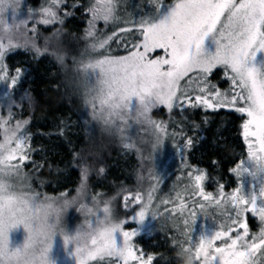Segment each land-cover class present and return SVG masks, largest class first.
Returning a JSON list of instances; mask_svg holds the SVG:
<instances>
[{
    "label": "snow or ice",
    "instance_id": "snow-or-ice-1",
    "mask_svg": "<svg viewBox=\"0 0 264 264\" xmlns=\"http://www.w3.org/2000/svg\"><path fill=\"white\" fill-rule=\"evenodd\" d=\"M122 2L87 0L86 4L65 8L67 0H45L37 12L23 0L19 8L26 15L22 19L14 16L10 24L0 19V83L8 89L0 100L6 106V113L0 114V264H53L50 252L57 235L65 246L72 245L75 264H154L156 259L136 248L133 237L137 230H126L127 218L116 215L113 203L119 193L112 198L88 194L93 166L83 157L77 158L81 181L75 196L41 194L32 185L33 173L44 165L33 159L35 148L27 131L30 121L22 118L23 105L31 99L27 95L30 90L20 98L21 118L17 119L13 115L17 107L14 92L24 71L20 67L10 70L7 58L21 47L37 58L48 54L50 41L45 38L43 48L38 44L36 25L62 26L77 8L84 9L87 26L82 37L85 46L72 61L75 87L91 119L118 135L125 148L133 147L125 133L135 124L145 129L148 138L142 143L153 155L166 139L175 140L179 135L183 158L193 139L183 129L169 133L174 110L183 115L185 109H224L246 117L239 128L247 159H240L230 169L239 179V187L226 192L221 183L215 193L206 191V171L186 164L188 183L176 192L175 201L157 195L156 185L150 183L134 193L120 190L128 193L119 197L123 211L134 205L138 211L132 219L142 223L149 215L156 218L163 206L175 232L173 248L190 251L195 264H264V0H150L151 11L138 19L130 13L121 15ZM5 3L10 5V0ZM29 32L36 35L29 36ZM62 35V28H56L51 39ZM18 36L24 37L23 46ZM206 40L215 46L214 52L205 49ZM113 45L123 49V54L113 51ZM53 55L61 67L66 64L65 53L54 50ZM217 70L228 82V89L222 90L213 82ZM159 108L169 113L168 123L153 119L152 113ZM192 127L198 129L196 122ZM105 171L104 167L97 169L98 174ZM245 176L253 178L248 191L242 182ZM17 182L24 184L23 193H17ZM173 203L176 207L169 210L167 205ZM70 209L84 216L71 234L63 223L59 229L55 227L63 211ZM198 212L206 217L218 215L220 223L211 237L201 235L193 242ZM113 213L116 222L100 227V218ZM249 216L257 219L258 231L252 232ZM41 218L51 229L44 235L34 230ZM19 225L27 237L22 247L10 249L9 230ZM117 233L122 237L119 246Z\"/></svg>",
    "mask_w": 264,
    "mask_h": 264
},
{
    "label": "trees",
    "instance_id": "trees-1",
    "mask_svg": "<svg viewBox=\"0 0 264 264\" xmlns=\"http://www.w3.org/2000/svg\"><path fill=\"white\" fill-rule=\"evenodd\" d=\"M135 1L142 2V0ZM81 2L82 0H79L76 3L80 4ZM0 14L2 15L0 19L6 20L8 23L9 16L6 15V12H0ZM71 17V21L68 18L62 26L58 25L63 31L62 39L66 42L70 41L68 37L78 38L82 36L80 33L82 27L77 29L79 30L78 34L73 33L76 30H71L75 23L81 24L79 19L82 17L77 15V10ZM67 20L73 24L71 28H69ZM39 26V35L41 36L49 33V29L53 28V26ZM40 46L42 47V45ZM66 48L70 49L64 47L60 51L66 54L69 62L72 53L69 54V50ZM16 55L28 58L29 62L15 64ZM55 62L58 64L52 53L37 58L23 50V47L7 58L10 68L20 67L24 71L23 81L25 82L19 85L14 92L17 107L14 109L13 115L17 119L21 118L20 98L26 93V90H30L27 95L31 99L23 105L22 118L30 121L27 125V131L31 136V144L33 145L32 139L39 137V135L45 139L49 138L50 140L51 138L50 144L46 143L41 146L40 142H37L34 147L33 159L44 165L42 169H37L33 173L32 185L34 189L49 196H59L61 193H68L70 197L75 196L81 181L80 163L77 158L83 157L93 166L88 179L87 191L89 195L105 191L106 194H102L104 198H112L117 196L121 189H131V191L128 190V193H134L136 190L133 187L135 178H131L128 172L137 160H133L131 152L123 153L121 149H114L108 144L111 143L109 141L101 144L105 140L104 137L92 139V131H85L83 123L78 118L77 100L72 98V90L61 83ZM48 65L52 68L51 70ZM30 72L34 78L31 77L32 75H28ZM0 109L1 114L6 113L5 105L0 104ZM179 112L174 110L171 121L177 120V124L170 125L169 129H183L193 139V146L188 153V161L203 167L207 174L215 173L221 177L224 176L226 180L225 175L231 177L230 169L239 162V154L242 150L243 139L238 131L242 118L236 113L226 111L204 112L200 109L194 111L185 109L183 115H179ZM154 113L159 116V120L169 122V113L164 108H160L152 114ZM205 118H207V123L204 122ZM193 122L198 125L197 130L193 129ZM101 145H103L104 151L103 149L98 150V146ZM100 167L105 168L104 174H98L97 169ZM27 171L32 172V169L29 168ZM153 178L150 181V178L147 177V185L155 180ZM218 180L225 182L221 178ZM16 184L20 185V182ZM128 193L123 192L120 197ZM113 207L116 213L120 209L121 213L123 212L125 216L130 217L133 216L134 210H138L134 205H130L128 212L123 211L120 198L115 199ZM68 212L71 213V220L82 214L75 209H70ZM120 215L122 216V214ZM66 221L70 222L69 218H65L64 221L67 227L69 225L66 224ZM79 222L80 220L76 219L73 227H76ZM125 226L134 227L132 223ZM67 231L70 232V229ZM157 236L166 239L168 244L171 240L167 236L153 235L149 241H157ZM141 247L144 248V245Z\"/></svg>",
    "mask_w": 264,
    "mask_h": 264
},
{
    "label": "rangeland",
    "instance_id": "rangeland-1",
    "mask_svg": "<svg viewBox=\"0 0 264 264\" xmlns=\"http://www.w3.org/2000/svg\"><path fill=\"white\" fill-rule=\"evenodd\" d=\"M77 1L79 0H67V4L65 5V8H67L68 5L76 3ZM24 2H25V6H30L37 12L39 8L45 4V0H24ZM168 2H173V0H168ZM22 3H23V0H19V3H18V0H10V5H9V3H5V0H0V12H6V15L9 16V21H8L9 24L13 22L14 16L17 20H19V19H22L26 15L25 12L20 11L19 5ZM86 3H87V0L85 1L82 0L80 4H86ZM149 3H150V0H142L141 3L140 1H135V0H124V2H122L120 5L121 15H127L130 13L132 14L131 18L138 19L142 13H147L151 11V9L148 6ZM138 5H143V7L137 8ZM128 7H130V9H128ZM76 10H77V15L82 17V19H79L81 24L75 23L74 24L75 26H72L73 24H70V21H71L70 19L72 17L69 18L70 21L69 20L67 21L69 22V26H70L69 28H71L72 26L71 30L72 31L76 30L73 33L78 34L79 30L77 29H81L82 27V30H81L82 32H80L82 36H79L78 38H74V36L70 38L68 37V39L70 40L68 42H66V40H63L62 36L59 37V39H51L53 31L56 28H59L58 25H55L53 26L52 29H49V33L43 36L39 35L37 37L38 44L42 45V48H43L45 45V38H48L50 41L49 46H48V54L50 53L53 54L54 50L60 51L64 47L70 48V49L66 48L67 50H69L68 52L69 54L72 53L70 54L69 58H71V60L69 62L67 61L63 67H61L59 64L55 62L57 66V70L60 74V78H61L60 81L61 83L65 84L66 87H69L70 90H72V94H71L72 98L73 99L75 98L77 100V104L79 107L78 108V111H79L78 118L83 123V127L85 131H92L93 133L92 139L104 137L105 140L103 138L104 141H102L101 144L109 141L111 143H108V144L111 147H114V149H121L123 153H126V151L131 152V154L133 155V160H137V162L132 166V168L128 172L131 178H135L134 179L135 182H133L134 183L133 187H135L136 190L135 189L134 190L137 191L138 189L139 190L146 189L148 187L146 183L147 177L150 178V181H151V178L154 177L155 180L151 183L156 185V188L158 190L157 195L161 197H168V198H171L173 201H175L176 192L181 191L183 189V186L186 183H188V180L185 178L186 172H187V168L185 167V165L191 164L194 168L198 167L200 170H204V168L197 164H192L191 162L188 161L189 150L187 148H185L184 150L183 158L181 157L180 148L183 147V141L181 140V137L179 135L176 136L175 140H173L172 138L166 139L164 144L158 146V150L153 155L150 150V147L147 144L142 143V141L146 140L148 137L146 136L145 129L140 127L139 125L133 124V126L125 133V135L130 138L129 142L133 145V147L131 148H125L124 144L122 143L118 135L113 134L111 130L104 129L100 123L91 119V112L89 109L85 108L82 98L79 92L77 91L75 87V83H74L77 77L73 71L74 65L72 61L74 57L77 59L79 58V53L85 46L82 37H83V31L87 26V16L84 14V9L77 8ZM1 17L2 15L0 14V18ZM32 26L33 25H30L29 27L31 28ZM36 26L40 28L39 25H36ZM35 35L36 34L29 32V36H35ZM17 39L19 40L20 44L23 46L24 37L18 36ZM205 49L208 52H214L215 46L211 43L210 40H206ZM113 51L123 54V49H116L115 45H113ZM28 52L30 54H33L30 51ZM14 62L15 64L19 65L21 62H29V61H28V58L16 55ZM48 67L50 70L52 69L49 65ZM15 68L16 67H11L10 70H14ZM12 74H15L14 71L12 72ZM28 75L31 76L32 72H30ZM31 77L34 78V75H32ZM212 80L214 83H218L222 90L228 89L229 87L228 82L224 80L222 77L221 70L216 71V73L212 77ZM24 82L25 81H23L22 79L19 85H22ZM6 90H8L6 89V86L3 83H0V100L3 99V93ZM219 111H226V110L221 109ZM208 112H211V111H208ZM226 112H229V111H226ZM172 114L171 116H173ZM179 115H181L180 112H179ZM152 116H153V119L159 120L158 118L159 116H157L155 113L152 114ZM175 122L172 120L170 125L174 126V124H177V120H175ZM174 130L176 132H179L181 129L180 128L169 129V133L173 132ZM238 131L240 133V128ZM47 139L39 135V137L32 139L33 147H35L37 142L38 143L40 142L41 146H43L46 143L50 144L51 138L50 140L49 138ZM177 145H179V147H177ZM99 149H103V145L98 146V150ZM104 150L105 149H103V151ZM239 157L240 159H244L245 161L247 159L246 158V146L244 145V142H242V150L239 154ZM235 165L232 168H234ZM150 172H151V176L149 175ZM208 174L205 180V190L206 191H212L213 193H215L218 190V184L222 183L226 186L225 191L231 192L234 188L239 187L240 185L239 179L231 171H230L231 177L225 175L227 180L224 179V176L221 177L215 173L213 174L210 172ZM139 177H143V179L140 180ZM160 177H162V179H160V183L156 184V179H159ZM178 177H180V179H177ZM219 178H221L225 182L218 180ZM242 182L244 184V190L248 191L250 190L251 185L253 183V178L249 176H245ZM21 189L25 190L24 184L20 182V185L16 184V190H21ZM128 190L131 191V189H128ZM99 193L106 194L105 191L104 192L100 191ZM118 193L120 197L123 192L118 191ZM167 207L170 210L176 207V204L175 203L169 204L167 205ZM135 211H138V210L136 209L134 210V212ZM134 212H133V215H134ZM120 214H122V216ZM116 215L120 218H127L128 220L127 224L132 223L134 225L133 228L137 230V235L133 237V243L135 244L137 249H142L145 254L153 255L156 258L154 261V264H165V261H168V264H180V259L177 256V252L179 248L178 247L173 248L172 246L173 245L172 237L175 235V232L171 230L172 220L169 218L168 213L164 211L163 206L160 208L159 212L157 213L156 218H153L152 216L149 215L145 218V220L142 223H137L133 221L132 217L127 216V215L125 216L123 212L121 213L120 209L117 211ZM175 215L176 214L173 213V216ZM187 215L188 213L186 212L185 216ZM70 216H71V213L68 212L65 218H69L70 222L66 221V224L69 226H67L66 228L68 230L70 229V232L69 231L68 232L71 234L72 232L75 231L77 227V226L73 227L75 220L79 219L80 222L78 225H80L81 223H83L84 216L83 214H79L77 215V218L73 220L70 219ZM249 222H250V227H251L252 232L258 231L257 219H254L251 216H249ZM219 223H220V220L218 218V215L217 217H206L204 213L198 212L197 219L193 225V232H192L193 242H197L201 235H207L211 237V235L213 234L214 230L216 229ZM125 228L126 230L133 229V228H129L126 226ZM153 235H159L162 237L167 236L168 238L171 239L169 242L170 245L168 244L166 239H162L158 236L156 238L157 241L152 240L150 242L149 238ZM26 237H27V232L25 231L22 225H19L16 228L10 229L9 234H8L9 248L17 249V248L22 247L24 244L23 242H25ZM116 238H117L118 246L121 245L122 237H120V234L117 233ZM141 245H144V248H142ZM72 252H73V247L71 244L65 246L63 239L59 235H57L54 238L53 248L50 252V258L53 261V264H75V258L72 255ZM161 257L163 258L161 259ZM93 264H96V262H93Z\"/></svg>",
    "mask_w": 264,
    "mask_h": 264
},
{
    "label": "clouds",
    "instance_id": "clouds-1",
    "mask_svg": "<svg viewBox=\"0 0 264 264\" xmlns=\"http://www.w3.org/2000/svg\"><path fill=\"white\" fill-rule=\"evenodd\" d=\"M16 191H17V193H23L24 190L21 189V190H16ZM68 211L69 210H64L61 217H60V220L55 222L56 229H59L61 227L62 223L65 225L64 221H65V217H66V214L68 213ZM115 222H116V215L114 213L110 214V215L106 214L100 218L99 226L100 227H108V226L113 225ZM80 225H77L76 228H79ZM65 227H66V225H65ZM34 230H35V232H37L40 235H44V234L51 231L49 224L46 223L43 220V218H41L35 222ZM83 238H86V237H83ZM177 256L180 259V264H195L194 257L190 251L180 249L177 252Z\"/></svg>",
    "mask_w": 264,
    "mask_h": 264
}]
</instances>
